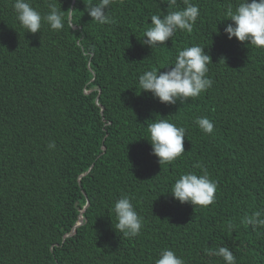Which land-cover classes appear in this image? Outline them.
Instances as JSON below:
<instances>
[{
	"label": "trees",
	"instance_id": "16d2710c",
	"mask_svg": "<svg viewBox=\"0 0 264 264\" xmlns=\"http://www.w3.org/2000/svg\"><path fill=\"white\" fill-rule=\"evenodd\" d=\"M94 2L55 0L71 21L31 33L13 0H0V264H155L165 247L185 264H225L205 254L216 246L236 264H264V228L244 223L264 209V48L224 33L226 7L238 0H191L200 8L193 31L154 50L141 41L150 16L183 0L171 9L113 0L104 25L85 10ZM31 3L49 10L47 0ZM193 44L212 59L211 88L175 105L139 88L140 74ZM155 119L186 129L185 152L164 165L146 138ZM196 164L218 184L207 207L167 193L182 173L202 174ZM125 194L143 219L131 238L114 228L112 208Z\"/></svg>",
	"mask_w": 264,
	"mask_h": 264
},
{
	"label": "clouds",
	"instance_id": "9594fccd",
	"mask_svg": "<svg viewBox=\"0 0 264 264\" xmlns=\"http://www.w3.org/2000/svg\"><path fill=\"white\" fill-rule=\"evenodd\" d=\"M171 9L177 0H165ZM185 7L169 10L167 14H153L151 23L143 34L142 43L153 50L164 45L169 38H173L177 30L191 33L200 14L198 5L191 0H183ZM113 0H96L86 4V12L98 24H111L113 19L107 14ZM12 7L20 25L28 32L41 31L42 24L46 23L52 30L60 31L65 21H71V14L59 9L55 0H47V13H41L32 6L31 0H13ZM225 19L232 21L224 27V33L229 39L235 37L240 42H250L257 48H264V0H238L235 7L227 5L224 12ZM224 19V20H225ZM174 60L167 63L166 71L162 68L145 70L138 78V86L142 91L150 92L161 103L175 105L188 98L198 97L202 92L212 87L213 81L207 76L208 65L212 62L210 55L205 52V46L193 44L178 49ZM195 123L205 134H211L214 124L208 117H198ZM148 138L152 146V154L158 157L161 165L175 161L185 152L184 139L186 129L177 126L168 119H155L147 126ZM55 141L48 144L49 149H55ZM202 174L195 171L182 173L172 184L173 198L180 203H191L194 206H204L215 201L218 184L212 180L202 164ZM134 197L121 195L114 202L112 211L115 213L114 228L125 237L139 235L143 219L135 209L132 200ZM244 223L253 228H264V209L257 210L244 218ZM232 226L229 225V228ZM207 256L221 257L225 264H236V257L227 246L205 248ZM155 264H185V260L168 247L160 250Z\"/></svg>",
	"mask_w": 264,
	"mask_h": 264
},
{
	"label": "water",
	"instance_id": "95a60500",
	"mask_svg": "<svg viewBox=\"0 0 264 264\" xmlns=\"http://www.w3.org/2000/svg\"><path fill=\"white\" fill-rule=\"evenodd\" d=\"M88 205V204H87ZM82 221H80V223H81ZM74 232H75V230H74Z\"/></svg>",
	"mask_w": 264,
	"mask_h": 264
}]
</instances>
